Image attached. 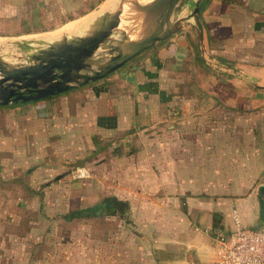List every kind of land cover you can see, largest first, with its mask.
I'll use <instances>...</instances> for the list:
<instances>
[{
  "label": "crops",
  "instance_id": "obj_1",
  "mask_svg": "<svg viewBox=\"0 0 264 264\" xmlns=\"http://www.w3.org/2000/svg\"><path fill=\"white\" fill-rule=\"evenodd\" d=\"M104 1L67 17L60 0H3L16 27L48 21L24 35ZM200 22L202 44L190 24L103 80L0 107V264H43L41 238L60 254L104 220L138 238L130 264L208 262L234 213L264 209V0H203Z\"/></svg>",
  "mask_w": 264,
  "mask_h": 264
},
{
  "label": "water",
  "instance_id": "obj_2",
  "mask_svg": "<svg viewBox=\"0 0 264 264\" xmlns=\"http://www.w3.org/2000/svg\"><path fill=\"white\" fill-rule=\"evenodd\" d=\"M126 1L122 0L121 8L112 17L107 29L98 34L65 40L37 53H28L25 45L14 44L25 51L27 60L13 65L0 57V107L39 102L103 80L190 24L197 28L200 43H203L200 22L203 0H157L141 9L149 20V26L155 28L151 34L127 52L119 47L112 48L110 60L94 70L90 60L120 25L124 14L122 6ZM182 11L189 12L186 17L180 18Z\"/></svg>",
  "mask_w": 264,
  "mask_h": 264
},
{
  "label": "rangeland",
  "instance_id": "obj_3",
  "mask_svg": "<svg viewBox=\"0 0 264 264\" xmlns=\"http://www.w3.org/2000/svg\"><path fill=\"white\" fill-rule=\"evenodd\" d=\"M7 0H5L6 2ZM61 8L66 9V16L69 15H77V11L79 8H85L83 6L90 7L96 0H60ZM110 0L104 1L97 9L88 15L71 21L59 29L53 30L47 33H37L31 34L34 36H43L47 37L50 34H54L59 32L72 33L70 35L78 34L79 32L86 30L89 26L97 24L101 21H93L90 18L95 15V12H98L102 6ZM138 1V0H137ZM86 2L87 4L83 3ZM137 4V3H136ZM135 4V5H136ZM18 10H12V8L7 7V4L1 0L0 2V35L6 36V39H13L15 37H23L27 36L26 31H31L34 28L40 29L45 28V25H48V21L37 20V22L31 25L28 20H26V26L16 27V23L21 22L18 20L14 22V18H18L17 14ZM189 11H182L181 17H186ZM22 15V14H21ZM61 13H55L52 15L53 18H61ZM178 16V15H177ZM90 20V22H89ZM111 20V19H108ZM103 20V21H108ZM102 21V22H103ZM51 22L50 26H53L55 23ZM175 23V22H174ZM29 24V25H28ZM5 25V26H4ZM81 25V26H80ZM66 26V27H65ZM85 26V27H83ZM49 27V26H48ZM82 27V28H81ZM69 28V30L67 29ZM65 30V31H64ZM49 33V34H48ZM5 39V38H3ZM15 48V49H14ZM47 49V46L37 48H32L33 52L28 53H37L40 49ZM13 53L10 55L6 54V56L0 55L1 58H4L8 63L13 65H19L21 63H25L27 57L25 55V51L13 46ZM16 51V52H15ZM116 55V54H114ZM264 209L263 205L259 204L256 206L255 213H251V219H249L248 215L241 221L242 226L252 229V230H260L264 232ZM247 213V211L245 212ZM121 222H107V221H99L97 224L92 225V230L89 234L90 225L86 228L88 230V234L86 236H79L78 234L66 233V240L64 243H68V246L65 247V251H62L60 254H56L54 250V241L53 237H50V242L48 246L46 245L45 238H41L40 243L37 246L41 245L42 248H37L38 251H35V255L39 260L42 258L45 259L43 264H130L132 260L138 259L142 254L139 253H129L127 247L131 244L134 245L137 241V237L133 236L130 232L129 226H122ZM128 225V224H127ZM125 227V228H123ZM73 226H69L70 232H72ZM128 229V230H127ZM89 236V237H87ZM59 261V262H58Z\"/></svg>",
  "mask_w": 264,
  "mask_h": 264
},
{
  "label": "bare ground",
  "instance_id": "obj_4",
  "mask_svg": "<svg viewBox=\"0 0 264 264\" xmlns=\"http://www.w3.org/2000/svg\"><path fill=\"white\" fill-rule=\"evenodd\" d=\"M155 1L157 0H127L124 3V6H122L124 14L122 15L120 25L112 31L109 39L100 45L93 58L90 60L94 70L100 68L110 60L112 57V48L119 47L123 52H127L131 46L139 43L146 36L151 34L155 28H151V26H149V20L141 9L147 8ZM121 2L122 0H110L106 2L102 8L98 12H95V15L90 18L95 22H101L89 26L86 30L81 31L78 34L70 35L72 33L68 34L58 31L57 33L50 34L47 37L28 35L13 39L0 38V55L6 56V54L9 55V53L11 55L13 53L12 50L14 44H23L26 46L28 52H33L32 48L39 49L43 46H47L49 48L52 45L59 44L65 40H76L78 38L92 36L105 31L110 21H112V17L116 11L121 8ZM67 29L69 30V28Z\"/></svg>",
  "mask_w": 264,
  "mask_h": 264
},
{
  "label": "built area",
  "instance_id": "obj_5",
  "mask_svg": "<svg viewBox=\"0 0 264 264\" xmlns=\"http://www.w3.org/2000/svg\"><path fill=\"white\" fill-rule=\"evenodd\" d=\"M89 175L85 169L76 170L80 179ZM234 229L217 232L212 248L213 259L208 262L191 261L189 264H264V232L242 226L237 213L233 215ZM211 230H204L210 235Z\"/></svg>",
  "mask_w": 264,
  "mask_h": 264
},
{
  "label": "trees",
  "instance_id": "obj_6",
  "mask_svg": "<svg viewBox=\"0 0 264 264\" xmlns=\"http://www.w3.org/2000/svg\"><path fill=\"white\" fill-rule=\"evenodd\" d=\"M106 203H108V202H105V205H106ZM105 205H104V206H105ZM106 206H107V208L109 207V205H108V204H107ZM105 208H106V207H105Z\"/></svg>",
  "mask_w": 264,
  "mask_h": 264
}]
</instances>
